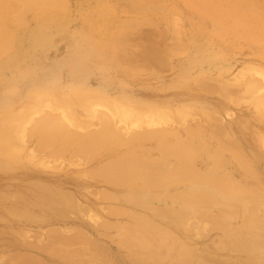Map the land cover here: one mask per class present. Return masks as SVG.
<instances>
[{"label": "rangeland", "instance_id": "374dc122", "mask_svg": "<svg viewBox=\"0 0 264 264\" xmlns=\"http://www.w3.org/2000/svg\"><path fill=\"white\" fill-rule=\"evenodd\" d=\"M51 2L52 4L48 5L38 3L36 6L27 7L20 0H4L2 7L4 17L1 25L13 31L14 36L11 40L12 50L0 57V130H4L3 126L5 128L8 126L11 129L10 135L13 136L7 137L5 131L1 130L0 139L7 137V141L4 139L0 141V193L8 199L0 194V264H20L21 260H16L18 257L16 253L22 255L19 257H24L26 253L25 257L36 258V261H41L40 264H72L59 255H54L55 253L52 256L46 252L48 249L46 247H51L46 240L52 239L50 230L48 231L52 228L53 231H58L64 236L68 234L67 237L83 231V237L86 236L87 242L91 241L90 246L99 244L100 249L104 250L103 257H106V260L109 259V264H132L133 262V264L137 262L168 264L170 260L175 261L174 264L203 262L237 264L246 260L248 256L245 253H235L230 249L216 250L219 238L221 239L219 242L226 241L222 237L224 235L222 231L211 229L206 220L203 221L207 222L205 224L198 220L200 222L198 225L202 228L195 223L197 220L195 215L202 211L208 210L207 212L219 214L221 210L217 211L218 209L229 207L234 210L233 208L237 207L238 211L235 210L233 217L223 218L224 223L225 225L227 223L232 231L238 229L248 233L242 226L239 213L246 208L247 203L231 200L232 196L223 197L220 203L208 205L206 209L201 205L191 207L192 211L185 216L187 220L181 218L179 221L182 223L186 220L188 227L192 222L193 229L189 227L192 230H187L190 232L184 231V227L180 229L174 222L168 223L160 217L158 219L157 216L155 217L157 221L159 220V224L168 226L185 242L193 247L196 246L198 254L201 251V257L198 255V258L193 261L187 263L176 259L177 248L170 250L171 253L166 248H159L160 250H155V255L140 258L141 249L121 246L118 240L122 237L118 230L116 228L105 230L103 224L106 222L124 224L127 221L131 222V214H149L150 212L141 205L142 196L138 193L140 189L138 186H132L128 190L106 184L107 182L94 171L101 162L117 156L123 149H115L118 152L113 154L102 149L92 152L86 148L80 151L79 145L73 142L74 144L66 146L65 152L62 151L64 155L60 153L61 150H58V154L55 155L54 146L44 147L42 144L41 147L44 148L36 147L47 138L48 134L45 131H40L41 133L34 131L33 123L40 119L42 113L51 109V102L46 100L49 106L45 104L47 93L49 94L47 97H60L58 101L61 105L64 103V97L74 96L73 92L89 91L93 95L100 96L93 97L92 100L113 96L115 100H120L125 105H132L135 110L137 108L136 112L139 114H136L134 109L131 110L134 113L130 112V120L134 117L136 119V116L139 120L144 116L146 119L157 109L162 111L166 109L164 111L166 115L162 116L169 118L170 121L168 120L167 123L166 117L154 120V123L147 122V118L137 121V124L141 126L130 125L129 121L124 126V123L119 124L118 119L114 118L112 125L125 138L132 133L146 130L172 131L173 129L174 132L168 131L170 132L168 140L172 142L175 134L180 135L184 140L190 142L192 140V146L197 149H194V153L198 168L202 170L208 168L212 164L210 158L213 155L221 160H219L221 164L219 171L230 172L231 181L235 182L237 187L256 193L264 191V106H262L264 105V78H262L264 75L260 74H264V0H52ZM117 35L121 37L114 41ZM246 67L251 71L249 72ZM243 70L247 74H244ZM234 73H239L240 76L236 79ZM199 80H203L204 85L210 88L207 86L205 88L203 82L199 83ZM253 80H257L256 87L248 90L246 86ZM39 99L43 100L39 103ZM78 103L68 108L69 117L73 121L67 128L73 133L77 130V135L86 138L87 134L92 133L86 131L96 132L102 128V125H99L101 124L99 112H103L104 107L101 103V106L93 105V109L97 108V111L92 114L84 112L83 105ZM138 108L146 114L142 115L143 112H139ZM39 109L41 112L45 111L36 112ZM177 109L179 113H188L184 116L179 114ZM15 112H18L19 116ZM54 112L57 113L58 110L55 109ZM8 115L6 123L10 124L5 126ZM31 122L33 125L30 124ZM78 122L80 126L76 125ZM193 128L198 130L201 128L198 135L194 132L190 135ZM3 132L4 135H2ZM26 132L27 136L24 134ZM219 138H221L220 141L226 142L227 146L218 144ZM83 144L86 145V140ZM158 145L159 143L154 139H144L135 156L143 158L140 155L141 152L149 151L158 155L155 150ZM236 145L237 149L241 148L240 151L244 152L241 153L243 157L249 158V160L247 157L244 158L245 162L253 168H249V170L252 169L248 171L249 173L244 171L245 168L243 170V166L232 154L231 150L236 148ZM49 150H54L51 152L55 155L53 158L49 155ZM103 154L107 155L102 157ZM168 159L170 167L179 163V158L176 156H170ZM86 170L89 172L86 173ZM189 184L175 181L168 184L164 190L190 189L191 184ZM40 187L50 189L53 193L62 190L65 192L63 194H71L73 199L65 203L69 207L63 203L64 208L61 209V213L65 210L69 217L64 214L65 217L67 216L64 218L61 214V220L59 214L57 218L56 214L53 213L52 216L50 213L44 215L43 225L36 222L37 220L34 224L33 221L22 217V213L29 211L27 201L24 202L22 198H26V195L28 197L26 199L33 198V194L37 189L40 190ZM106 192H110L107 194L112 196L108 198ZM154 192L153 197L161 192L164 193L163 190H154ZM148 200H151L149 196ZM71 202L74 203L70 204ZM161 203L170 204L171 201L162 200ZM115 206L124 213L126 210L127 213L120 216L112 215L113 213L108 215ZM176 206L180 207L181 204L177 203ZM102 207L107 208L106 210L110 209L109 212L105 211L104 214ZM80 212L82 214L79 215ZM88 213H91L90 217ZM191 217L196 220H191ZM226 218L230 223L225 221ZM197 228H200V231ZM201 229L205 235L208 232V235L202 236ZM100 233L104 234L101 236ZM198 234L200 237L197 236ZM38 241L42 247H45L43 249L45 253L39 248L41 246ZM157 241L169 244L165 236L158 237ZM81 246L78 243L76 247ZM84 251L93 253L89 256L90 258L85 255V259L97 261L101 257L100 259L103 260L101 252L97 255L98 253L92 249ZM168 255L169 261L166 259ZM89 260L81 259L79 264H95V260L88 263Z\"/></svg>", "mask_w": 264, "mask_h": 264}, {"label": "bare ground", "instance_id": "6f19581e", "mask_svg": "<svg viewBox=\"0 0 264 264\" xmlns=\"http://www.w3.org/2000/svg\"><path fill=\"white\" fill-rule=\"evenodd\" d=\"M20 1H21V3L23 5H26L27 7H31L33 5L36 6V5H38V3H42L44 5L52 4V2H51L52 0H20ZM3 3H4V0H0V57L10 53V51L12 50L11 40H12V38L14 36L13 31L7 30L5 27H3L1 25L2 24V19L4 17L3 12H2ZM201 5H203V4H201ZM229 14H232V13H229ZM239 23L244 24V22L243 23L239 22ZM242 26H244V25H242ZM121 33H123V31H121ZM121 35H123V34H121ZM119 37H121V36L117 35L115 37L114 41L118 40ZM133 56H134V53H133ZM250 68L249 69L247 68L249 72L252 69V68L251 69ZM242 69H244V68H242ZM244 70H246V69H244ZM244 70H243V72H244ZM254 70H252V71H254ZM245 72H244V74H247ZM260 74L264 75L262 73H260ZM233 75H234V77L236 79H237L238 76H240L239 73H234ZM249 78L251 79V77H249ZM262 78H264V76ZM248 79H246L247 82H249ZM201 81L203 82V80H199V83ZM256 81L257 80H255V81L253 80V81H251L248 84L245 82L247 84V86L246 85L245 86L247 87L248 90L254 89L253 87H256L255 86L256 85V83H255ZM221 82H220V84H222ZM233 82H235V80ZM199 83H198V85H199ZM204 84L205 83L203 82V86L206 88L207 85L205 86ZM257 85L260 86L259 83H257ZM228 86H230V85H228ZM201 88H203V87H201ZM208 88H210V87H208ZM232 88H233V86H232ZM69 89H71V88H69ZM224 89H226V88H224ZM227 89L229 90V88H227ZM230 91L233 92V90H231V89H230ZM87 92H89V91H87ZM87 92H76V93L73 92L72 93V91H71V93L74 94V96L64 97L65 100H64V103L62 105L59 102L60 101L59 100L60 97H57V96L56 97L55 96L47 97V95L49 96V94L47 93L46 94V98H45V102H46V100L51 102L52 103L51 105L53 107L51 106V109L48 110V111H45V110H44L45 112L42 111L44 113H42L40 111V109L37 110L36 112H38V111L41 112L42 116L39 117L40 119H38L35 123L31 122L30 124L31 125L34 124V126H33L34 131H36V132L45 131L48 134L47 138H45V140L43 142L41 141L42 143L40 145H38L39 144L38 143L36 147H38V146L41 147L42 144H43L42 146H44V147L47 146V145L49 147L50 146L51 147L54 146V150L56 148V150H55L56 153H55L54 150H49L50 152H48L50 156L52 155L51 156L52 158L55 155L58 154V152H57L58 150H61L60 153H62V151L65 152L66 146L68 144L73 143V142L75 144L79 145L80 151L81 150H86V148H87V150L89 149L92 152H95V151H98V150L102 149L103 151H106L108 153L110 152V153L113 154V153L118 152V150H115V149H119V148L123 149L122 151L121 150L119 151L117 156L115 155V157L110 158L107 161L105 160L106 162H103V163L101 162V164L97 167V170L94 171V173H96L100 177H102L103 181L107 182L106 184L109 183V184H111L113 186H120V187H123V189L126 188L128 190L132 186H138L140 188V189H138V193L139 194L141 193L140 196H142L141 199H140L141 200V205H143V207L147 211L150 212L149 214H147V213L131 214L130 215L131 222L127 221V223H124V224L108 223L106 221H105L106 223L103 224V220H102V223H100V224L101 225L103 224V227H104L105 230L109 229V228H116V230H118V232L120 233V235L122 237V238H120V240L122 239L121 241L118 240V243L121 246H127V247L130 246V247H133L135 249L137 247V248L141 249L142 253L140 255L141 257L139 256L140 258H142L143 256L153 255L155 250L159 249V248H164V249L166 248V250L169 251V252H170V250H174L175 248H177L178 252H176L177 253V258L176 259H180V260H182L184 262H187V263L189 261H193V260L198 258V255H199V257H201V254H202L201 251H199L200 254H198L196 246L193 247L191 244H188L187 242H185V240H183L179 235H177L175 232H173L168 226L165 227L166 225L159 224V222H158L159 220L157 221L158 217L164 219L168 223H173L174 222L177 227H179L180 229H181V227H184L185 228L184 231H187V230L190 229L189 227L192 226L191 225V223H192L191 220L195 219V218L193 219L191 217V220H190L191 223H190V226L188 227V225H187L188 223L186 222L187 219L185 218V216H186V214L188 215L192 211L191 207H196L197 205H199V206L201 205V206H205V209H206L209 206H211L212 204L220 203L223 197L232 196L233 198L231 200L235 199L234 201H236V202H246L247 203L246 204V208L244 210H241V212L239 211V213L241 215L242 226L247 229V232L249 234L245 233L242 230H238V229H235L236 231H232V229H230L227 226V223H226V225L224 223L223 218L224 217H231V216L233 217L234 214H235V210L238 211L237 207H236V209L233 208L234 210H232V208H229V207L228 208H224V209H222V208L218 209L216 207V209H218L217 211L221 210L219 214H213V213L207 212L208 210L207 211L205 210V212L202 211V212L198 213V215H195L197 217V220L195 219L196 220L195 223L198 225V224H200L199 221L203 222V221L206 220L208 222L209 226L211 227V229H216L217 231H219V230L222 231V233L224 234L222 237H224L226 239V241H224L222 239L223 242H219L221 239L220 238L218 239V237H217L216 239H218L219 241L216 243V250L218 249V250H221V251H225L227 249H230V250H233V252H235V253H245L248 256L246 258V260L238 262L237 264H264V191L259 190L261 192L258 193V191H257V193H256V192H252V191H250L248 189H243V188L237 187L236 184H234L235 182L233 183V181H231L232 178L230 176V172H228V171H226V172L219 171L220 167H221V164L219 162L220 159L218 160L213 155H211L212 158H210L212 160V164L208 168H205V170H202V169L198 168L197 165L195 164L194 149H196V148H194L192 146V140H191V142L188 141V140H184L183 137H181L180 135L178 136V135L175 134V138H173V141L170 142L168 140L169 139L168 134L170 132H168V131H171V130H167V129H165V130L160 129V130H157V131L146 130L145 132L132 133L128 137L126 136V138H125L118 130L116 131V128L115 129L113 128V125H112L113 119L114 118L118 119L119 124H120V122H122L121 124L124 123L123 124L124 126H125V123H128V121H129L130 125H134V126L135 125H139V123L137 124V121L139 120V118L137 119V116H136V119L134 117L133 120H130V116H129L130 112H132L131 110H133V109H134L136 114H139V113L136 112L137 108L135 110L134 106L125 105L124 103H121L120 100H115V98H113V96L112 97L109 96V97L102 98L101 99L102 101L100 99L99 100H92V99H94L96 97H100V96H96L95 94L94 95L91 94V92H89V93H87ZM51 94H53V93H51ZM229 94H230V92H229ZM239 95H240V93H239ZM247 95H246V97H248ZM34 96L37 97L38 95H34ZM240 96L244 97V95H240ZM54 97H55V101H54ZM102 97H104V96H102ZM29 98H30V96H29ZM232 99L233 98H231V100ZM42 100L43 99H41V101ZM52 100H53V102H52ZM41 101L39 99L38 102L40 103ZM98 101H99V103H98ZM77 102H79L80 104L83 105V107H84L83 111L84 112H88V113H92V114L96 113L95 111H97V108H96V110L93 109L94 107H96V105H100V103H101V105L104 107L103 112H101V111L99 112L98 111L99 115H100L99 116L100 118L99 117L98 118L101 120V122L100 121H98V122L101 123L99 125L100 126L102 125V128L99 129V131H96V132H93V130L86 131L87 133L88 132H92V133H89V135L87 134L86 138L85 137H80V135H77V133H78L77 130H76V133H73V132L69 131L68 128H67V126L69 124H72L71 122L73 121L69 117L68 108H71L73 106V104L75 105V103H77ZM232 102H234V101H232ZM47 103L48 102H46L45 104L48 105ZM93 105H95V106L93 107ZM262 106H264V105H262ZM22 107H25V106H22ZM103 107H100L99 109H101V108L103 109ZM55 109L58 110L57 113L54 112ZM105 109H107L106 110L107 112L105 111ZM142 109H143V107H142ZM146 109L148 110L149 108H146ZM151 109H153V108L151 107ZM17 110H15V111H17ZM140 110L141 109H139V112H143V113H141L142 115L144 113L146 114V112L140 111ZM104 111H105V113H104ZM164 111H162L160 109H157L155 113L152 111L153 113H151L150 115H148V117H146V119L148 118L147 122L154 123V120H160V119H163V118L165 119V117H166V119H167L166 123H167L169 118L167 116H162V115H166V112H164ZM177 112L179 113V110ZM16 113L19 116V113L15 112V114ZM132 113H134V112H132ZM186 113H188V112H186ZM179 114H183V113L181 112ZM185 114H183V115L185 116ZM13 115H14V112L11 115V119H12ZM8 117H9V115L6 117L5 123L3 122L5 124V126H7V124H10V123H6V121L8 120ZM141 119L146 120L145 116L143 118H141ZM134 120H136V122ZM79 123L80 122L76 123V125H78ZM13 124H16V122L15 123L13 122ZM13 124H11V125H13ZM30 124H29V126H30ZM73 125H74V123H73ZM78 126H80V124ZM78 126H76V127H78ZM83 126H84V124H83ZM134 126H132V127H134ZM139 126H141V124ZM3 128H4V130L3 129H1V130L5 131V134L7 135V137H9V135L11 133L10 127H8L6 129L3 126ZM190 128H192V127H190ZM198 128H193L194 131L192 130L190 132V135H192L194 133H197V135H198L199 130L201 129L200 128L198 130ZM84 129H87V128L84 127ZM195 129L197 131H195ZM121 130H124V129H121ZM172 131H173V129H172ZM1 133H2V131L0 132V134ZM24 134L27 136L28 133L26 132ZM2 135H4V132H3ZM187 135H188V133H187ZM10 136L13 137L12 135H10ZM22 136H23V134H22ZM43 137H45V136H43ZM6 138H3V139L5 141H7ZM195 138H197V139L199 138L200 139V137H198V136H195ZM1 139H0V141H1ZM26 139H27V137H26ZM144 139H147V140L148 139H154V140L157 141V143H159L157 148H155V150H157V154L158 155H155V153H153L152 151H149V152H145V153L141 152L140 155H142L143 158H137L138 156H135L136 154H138L137 149L140 148L139 145H140L141 142H143ZM20 140H23V139L20 138ZM85 140H86V145L83 144L85 142ZM220 140H221V138H219L218 144L219 143L222 144V145L226 144V146H227L226 142H223V141H220ZM16 141H17V139H16ZM7 143H9V142H7ZM14 143H16V142L14 141ZM87 143H88V145H87ZM10 144H11V142H10ZM12 144H13V142H12ZM199 145L201 146V144H199ZM230 145H232V144H230ZM237 145H236V148H233L231 146H229V147L231 149L232 148L234 149V150L233 149L231 150V151H233L232 154H233L234 158L238 162H240V165L243 166L242 167L243 170L245 168L246 170H244V171L248 172V171L252 170L253 168L250 167L248 165V163L245 162L244 158H246L247 156L243 157V154H241V153H244V152L240 151L241 148L237 149ZM262 145H263V143H262ZM200 146H198V148L201 149ZM232 146H235V145H232ZM44 147H41V148H44ZM83 147L85 149H83ZM114 147H118V148H114ZM230 148H228L229 151H230ZM51 149H53V148H51ZM223 149H227V148H223ZM52 151H54L53 153L55 155L51 154ZM62 154L64 155V153H62ZM107 154H105V155L103 154L101 156L105 157ZM50 156H47V157H50ZM170 156H176V157L179 158V163L176 164V166H174L175 164L173 163L174 164L173 167H170V161H168L169 160L168 158ZM15 157H16V155H15ZM57 157H59V156H57ZM43 159H44V157H43ZM247 160H249V158ZM249 168H252V169L249 170ZM87 172H89V171L86 170V173ZM251 173H252V171H251ZM88 178H90V176H88ZM175 181H177V182H188V183L191 184V188L190 189H177V190H173V191L164 190L165 187L168 184H170L172 182H175ZM45 185L46 184H44V186ZM33 187H35V186H33ZM41 188L42 187H40V190H38V189L36 190V193L33 194V198L26 199V198H28L27 195H26V198L25 197L22 198V199H24L23 200L24 202L27 201L26 204L28 205L27 207H28V210H29L28 212L25 211V213H22V217H24L26 220L33 221V223H34V221L37 220L36 222H38V223L40 222L41 225H43L42 222H44V220H45L44 215H49L50 213H52L51 214L52 216H53V213L56 214L55 216L57 218H58V214H59V217H61L59 219L62 220V216H60V215L61 214L64 215V214L68 213L67 211L65 212V210H63V213H61L62 212L61 209L64 208L62 206V204L64 203L65 206H68V204H65V203L68 202L69 200L73 199L71 194L70 195L68 193L67 194H63L65 192L62 191V190L55 191L57 193H53V192H51L52 190H50V189H41ZM53 189H55V188H53ZM56 189H57V187H56ZM107 189H108V187H107ZM154 190H163L164 193L161 192L160 194L156 195V197H153V195H155L154 194L155 193ZM114 191H116V190H114ZM11 193H12V191H11ZM107 193H110V192H106V194ZM0 194L2 196H4L2 193H0ZM94 195L96 196V194H94ZM94 195H92V196H94ZM107 195H108L107 196L108 198L112 196V194L111 195L107 194ZM125 195H127V194H125ZM103 196H106V195H103ZM148 196L151 198V200H148ZM4 197H6V196H4ZM1 198H3V197H1ZM7 199H4V200L6 201ZM95 199H96V197H95ZM100 199L102 200L103 198H100ZM162 200L163 201H171V203L170 204H162L161 203ZM72 203H74V202H71L70 204H72ZM177 203H180L181 206L177 207L176 206ZM77 205H74V206H77ZM156 206H158V207H156ZM236 206H238V205H236ZM103 207H104V205H103ZM80 208H81V206H80ZM70 209L72 210L71 206H70ZM82 209H84V208H82ZM106 209L107 208L104 209V214L106 213L105 211L109 212V210H110V209H108V210H106ZM240 209H242V208L240 207ZM14 210H12V211H14ZM24 210H26V209L24 208ZM35 211L39 212L40 214L36 213ZM85 211H86V207H85ZM111 211L112 212H109V214L107 212V214L110 215V214L113 213L112 215L115 214L116 216H120V214L127 213L126 210H125V213H124V211H121L116 206L114 208H112ZM11 213H13V212H11ZM71 214H69V215H71ZM80 214H82V213L80 212L79 215ZM88 214H89V216L88 215L87 216L90 217L91 213H88ZM117 214H119V215H117ZM7 216H8V214H7ZM67 216L65 217V215H64V218H67ZM181 218H185L186 219V220H184L182 222L183 224L181 222H179V221H181ZM19 219H21V218H19ZM226 219L227 220H225V221L229 222L228 221L229 219L228 218H226ZM160 221H162V220H160ZM207 222H203V223L205 224ZM97 224L99 225V223H97ZM184 225H186L187 227H185ZM199 226L200 225H198V227ZM202 226H204V225H202ZM98 227L101 228L100 226H98ZM205 227H207V225ZM192 229H190V230H192ZM197 229H199V231H200V228H197ZM48 231L50 232V234H51L50 237L52 239H50L49 241L46 240V242L50 243L51 247L49 248V246L45 245V243H43V244L45 246H47L46 248L50 249L51 252L48 249H46L47 250L46 252L51 254L52 256L57 254L62 259L67 261L68 263L70 262L72 264H74V263L75 264L76 263L79 264L81 259L83 261L89 260V259H85V255H87L89 257V256H92L93 253L84 251L86 249H89L90 251L92 249L94 252L96 251V253H98L97 255H99V252L102 253V251H104V250H102V248L100 249V245L99 244H98V246L94 245L95 247L92 246V244L90 246L91 241L87 242L88 239L86 240V236L83 237V235H82L83 231H81V233H75L74 232L75 235H73V234L71 236L69 235L70 237H67L68 234H66V236H64L63 234L59 233L58 231H53V228L52 229H48ZM210 231H212V230H210ZM187 232H190V231H187ZM201 232H202V229H201ZM207 233L208 232H206V235H208ZM50 234H48V235H50ZM103 234L104 233H102L101 236ZM199 234L197 235L198 237H200ZM45 235H47V234L45 233ZM206 235L204 234V232H202V236H206ZM217 235L218 234H216V236ZM21 236H23V235H21ZM161 236H165L167 238V241L169 242V244H166L164 242L161 243V242L157 241L158 237H161ZM82 237L85 238V239H83ZM38 243H40V242L38 241ZM76 243L77 244L79 243L82 246L81 247H76L77 246ZM92 243H94V242H92ZM73 244L76 245V246L72 247L71 245H73ZM40 246H41V243H40ZM37 247H39V246L37 245ZM39 248L45 253V251L43 250V249H45V247L41 246ZM40 249H38V250H40ZM98 249H100V250H98ZM162 251H164V250L162 249ZM175 251H177V250H175ZM27 254H29V253H27ZM25 255H26V253H24V257H19V256H22V255L19 254V253H16V256H18L16 260L17 261L21 260L20 264H40L41 263V261L40 262L36 261L35 260L36 258L32 259L31 256L30 257H28V256L25 257ZM210 255L211 254H209V256ZM14 256H15V254H14ZM16 256L14 258H16ZM94 256H96V255L94 254ZM103 256H105V253L104 254L102 253V259L104 261L100 259L101 257H99L97 259V261H96V259H92V260H95V264H109V261H108L109 259L106 260L107 258L105 257L106 258L105 259ZM106 256H107V254H106ZM151 258H153V257H151ZM202 258L204 259V257H202ZM243 258H245V257H243ZM166 259L169 261V255L167 256ZM92 260L90 259L88 263H90ZM173 260H175V259H173ZM225 260H227V259H225ZM238 260H239V258H238ZM210 261H212V260H210ZM218 262H219V260H218ZM131 263H132V261H131ZM147 263H149V262H147ZM156 263H158V262H156ZM174 263H175V261L170 260L168 264H174ZM137 264H145V263L137 262ZM149 264H155V263L150 262ZM201 264H211V263L203 262Z\"/></svg>", "mask_w": 264, "mask_h": 264}]
</instances>
